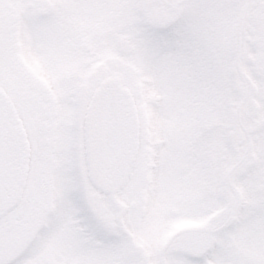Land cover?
I'll list each match as a JSON object with an SVG mask.
<instances>
[{"label":"snow or ice","instance_id":"snow-or-ice-1","mask_svg":"<svg viewBox=\"0 0 264 264\" xmlns=\"http://www.w3.org/2000/svg\"><path fill=\"white\" fill-rule=\"evenodd\" d=\"M0 264H264V0H0Z\"/></svg>","mask_w":264,"mask_h":264}]
</instances>
